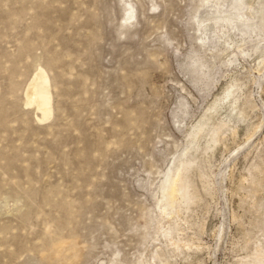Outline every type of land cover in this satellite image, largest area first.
Segmentation results:
<instances>
[{"label":"rangeland","instance_id":"obj_1","mask_svg":"<svg viewBox=\"0 0 264 264\" xmlns=\"http://www.w3.org/2000/svg\"><path fill=\"white\" fill-rule=\"evenodd\" d=\"M237 1L0 0V264H264V0Z\"/></svg>","mask_w":264,"mask_h":264},{"label":"bare ground","instance_id":"obj_2","mask_svg":"<svg viewBox=\"0 0 264 264\" xmlns=\"http://www.w3.org/2000/svg\"><path fill=\"white\" fill-rule=\"evenodd\" d=\"M236 2H238V1L233 0V2L231 3V6L233 9H239L238 3L235 5ZM260 10H262V14H263V17L260 18V23L262 25L261 27L264 28V4L262 6H260ZM233 91H234L233 86L232 85L228 86L225 89V91L223 92V95H221V97L214 102V105H212V109L214 111H216L217 107L220 105V103H222L229 96H231ZM26 96H27L26 104L35 106V108L40 112V115H37L38 120L45 121V120L50 118V115L52 112V95H51V91H50V80H49V77H48L46 71L43 68H39L35 72V74L33 75L31 82L29 83V85L27 87ZM229 100H231V99H229ZM231 103H234V102H231ZM233 108H234V106H233ZM212 109H211V111H213ZM206 121H208V120L204 119L203 121L202 120L199 121L198 124L191 131L193 139H195V137H197L199 135V133L201 131H203V128L206 124ZM181 158H182V155H181ZM183 159H184V157H183ZM186 160H188V159H186ZM185 163H187V162H185ZM182 164H184V163L182 162ZM183 170H185L184 167H182V168L178 167L176 169L175 175L173 174V176H171V177L168 176L163 183L164 194L162 197L165 198V201L167 202L168 205H172V203L175 200L177 190H180L183 186V179L181 178V176H182L181 173L183 172ZM166 176H167V174H166ZM182 195L184 196V194H182Z\"/></svg>","mask_w":264,"mask_h":264}]
</instances>
